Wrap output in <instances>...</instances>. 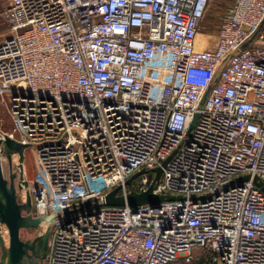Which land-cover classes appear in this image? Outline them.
<instances>
[{"label": "built area", "instance_id": "obj_1", "mask_svg": "<svg viewBox=\"0 0 264 264\" xmlns=\"http://www.w3.org/2000/svg\"><path fill=\"white\" fill-rule=\"evenodd\" d=\"M0 20V137L31 147L17 197L53 216L40 264H264V0H0ZM117 186L177 199L104 204Z\"/></svg>", "mask_w": 264, "mask_h": 264}, {"label": "water", "instance_id": "obj_2", "mask_svg": "<svg viewBox=\"0 0 264 264\" xmlns=\"http://www.w3.org/2000/svg\"><path fill=\"white\" fill-rule=\"evenodd\" d=\"M27 147L7 135L0 137V224H4L8 231V245L5 246L0 237V264H40L44 259L47 250L50 223L53 216L49 217H32L31 198L27 193L26 202L19 201L14 178L15 174L9 170L8 178L2 170L1 156L4 155L10 166L11 155L17 153L19 156L20 166L24 158V149ZM167 162H163V165ZM156 179L161 174V168H155ZM142 172H138L125 181L130 185L132 180ZM25 182L18 184L19 187L25 186ZM121 186H117L107 192L103 198V203L110 206L128 205L131 209L141 204L156 205L163 200L177 199L172 195H153L151 188L144 192H129L126 196L119 195ZM88 203H91L89 201ZM88 203L85 204L88 205ZM43 227L42 233L27 239L20 237V230L27 228Z\"/></svg>", "mask_w": 264, "mask_h": 264}, {"label": "rangeland", "instance_id": "obj_3", "mask_svg": "<svg viewBox=\"0 0 264 264\" xmlns=\"http://www.w3.org/2000/svg\"><path fill=\"white\" fill-rule=\"evenodd\" d=\"M217 4H214V1L211 4V9L209 11V13L207 14L206 17L203 22L201 23V28H200V33H202L201 35H199V37H202L204 34L210 35L212 36L211 38H213V35L215 34V19H213L212 17H210L209 15H213L217 10H219L216 6ZM217 13V12H216ZM8 33V29L7 26L4 22H2L0 20V39H2L3 37L6 36V34ZM210 46L212 45V43H209ZM12 127V120L10 119L8 112H7V108L6 106H4L3 104L0 103V131H8L10 128ZM2 159V170L4 175L8 178L9 175V170H11L15 175H16V194H19V189H18V181L20 180L19 176L23 175L25 181L27 180H35V174H36V157H35V153L33 152V150L31 149V147H26L24 149V158H23V166H17L16 162H17V157L14 155H11V160H10V166H9V162L7 160V158L2 155L1 156ZM11 165H12V169H11ZM42 227H35V228H27V229H21L20 230V237L23 239H27V238H31L33 236H35L36 234H38L39 232H41ZM201 249L199 248H195L193 249V253H198L200 252Z\"/></svg>", "mask_w": 264, "mask_h": 264}, {"label": "trees", "instance_id": "obj_4", "mask_svg": "<svg viewBox=\"0 0 264 264\" xmlns=\"http://www.w3.org/2000/svg\"><path fill=\"white\" fill-rule=\"evenodd\" d=\"M200 264H205V262H201V261H200Z\"/></svg>", "mask_w": 264, "mask_h": 264}, {"label": "crops", "instance_id": "obj_5", "mask_svg": "<svg viewBox=\"0 0 264 264\" xmlns=\"http://www.w3.org/2000/svg\"><path fill=\"white\" fill-rule=\"evenodd\" d=\"M5 106V105H4ZM7 108V107H6ZM8 112V111H7Z\"/></svg>", "mask_w": 264, "mask_h": 264}]
</instances>
